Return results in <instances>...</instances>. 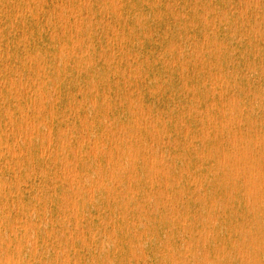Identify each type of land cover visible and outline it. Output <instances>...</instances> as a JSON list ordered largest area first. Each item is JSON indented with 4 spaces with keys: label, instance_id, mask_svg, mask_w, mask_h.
<instances>
[{
    "label": "rangeland",
    "instance_id": "obj_1",
    "mask_svg": "<svg viewBox=\"0 0 264 264\" xmlns=\"http://www.w3.org/2000/svg\"><path fill=\"white\" fill-rule=\"evenodd\" d=\"M263 5L0 0V264H264Z\"/></svg>",
    "mask_w": 264,
    "mask_h": 264
},
{
    "label": "bare ground",
    "instance_id": "obj_2",
    "mask_svg": "<svg viewBox=\"0 0 264 264\" xmlns=\"http://www.w3.org/2000/svg\"><path fill=\"white\" fill-rule=\"evenodd\" d=\"M253 2V1H252ZM249 4V3H248ZM256 4V3H255ZM241 5V4H240ZM55 6V5H54ZM264 6V5H263ZM52 7V6H51ZM60 7V6H59ZM84 7V6H83ZM82 7V8H83ZM183 7V6H182ZM245 9V8H244ZM241 10V9H240ZM246 10V9H245ZM87 11V10H86ZM90 11V10H89ZM204 11V10H203ZM91 12V11H90ZM208 12V11H207ZM60 13V12H59ZM64 14V13H63ZM62 14V15H63ZM183 14V13H182ZM191 15V14H190ZM103 16V15H102ZM176 17V16H175ZM237 20V19H236ZM82 21V20H81ZM90 22V21H89ZM255 23H257V22H255ZM258 24V23H257ZM65 25V24H64ZM212 26V25H211ZM259 27H260V25H259ZM63 30H64V28H63ZM255 32V31H254ZM258 32V31H257ZM232 35H234V34H232ZM254 35H255V33H254ZM107 36V35H106ZM255 37V36H254ZM113 39V38H112ZM262 39V38H261ZM82 41V40H81ZM120 44V43H119ZM180 49V48H179ZM197 49V48H196ZM232 49V48H231ZM170 51V50H169ZM77 52V51H76ZM75 52V53H76ZM81 52V51H80ZM113 52V51H112ZM209 52V51H208ZM129 58H131V57H129ZM133 58V57H132ZM135 60V59H134ZM155 62V61H154ZM182 63V62H181ZM263 67V66H262ZM210 72V71H209ZM262 75H263V73H262ZM219 78V77H218ZM21 79V78H20ZM248 79V78H247ZM12 80V79H11ZM141 80V79H140ZM145 81V80H144ZM25 82V81H24ZM53 82V81H52ZM13 84V83H12ZM109 87V86H108ZM193 87V86H192ZM94 88V87H93ZM42 94V93H41ZM106 95V94H105ZM124 96V95H123ZM45 99V98H44ZM85 99V98H84ZM232 99H233V97H232ZM49 101V100H48ZM114 101V100H113ZM120 101V100H119ZM237 101V100H236ZM93 102H91V104H92ZM69 104V103H68ZM120 104H121V102H120ZM222 104V103H221ZM200 106V105H199ZM211 106V105H210ZM238 108V107H237ZM222 110V109H221ZM242 110V109H241ZM247 110V109H246ZM137 111V110H136ZM142 111V110H141ZM207 111V110H206ZM107 112H108V110H107ZM242 112V111H241ZM148 113V112H147ZM4 114H6V113H4ZM140 114V113H139ZM143 116V115H142ZM212 116V115H211ZM232 117V116H231ZM11 118V117H10ZM168 118V117H167ZM149 119V118H148ZM230 119V118H229ZM241 119V118H240ZM12 120V119H11ZM159 120V119H158ZM207 120H208V118H207ZM52 121V120H51ZM255 121V120H254ZM182 122V121H181ZM220 122V121H219ZM241 122V121H240ZM43 123V122H42ZM52 123V122H51ZM90 123V122H89ZM144 123V122H143ZM149 124H150V122H149ZM85 125V124H84ZM234 126V125H233ZM27 128V127H26ZM206 128V127H205ZM215 128V127H214ZM260 128V127H259ZM207 129V128H206ZM186 130V129H185ZM12 131V130H11ZM24 131H26V130H24ZM49 131H50V129H49ZM70 131V130H69ZM157 131V130H156ZM202 131V130H201ZM246 131V130H245ZM186 132V131H185ZM221 132V131H220ZM19 133V132H18ZM29 133H30V131H29ZM83 134V133H82ZM102 134V133H101ZM229 134V133H228ZM233 134V133H232ZM48 135V134H47ZM71 135V134H70ZM160 135V134H159ZM186 135V134H185ZM256 135V134H255ZM72 136V135H71ZM95 136V135H94ZM206 136H208V134L206 135ZM236 136V135H235ZM125 137V136H124ZM28 138V137H27ZM242 138V137H241ZM52 139V138H51ZM83 139V138H82ZM30 140V139H29ZM94 140V139H93ZM129 140V139H128ZM162 140V139H161ZM229 140V139H228ZM250 140V139H249ZM48 141V140H47ZM255 141V140H254ZM162 142H163V140H162ZM259 142V141H258ZM62 143V142H61ZM81 143V142H80ZM135 143H136V141H135ZM164 143V142H163ZM221 143V142H220ZM231 144H232V142H230ZM93 144V143H92ZM97 144V143H96ZM143 144H144V142H143ZM49 145V144H48ZM61 145V144H60ZM233 145V144H232ZM115 146V145H114ZM258 146V145H257ZM44 147V146H43ZM96 147V146H95ZM260 147V146H259ZM110 148V147H109ZM126 148H127V146H126ZM92 149V148H91ZM95 148H93V150H94ZM14 150V149H13ZM92 150V151H93ZM237 150V149H236ZM45 151V150H44ZM41 152V151H40ZM169 152V151H168ZM45 153V152H44ZM90 153V152H89ZM88 153V154H89ZM93 153V152H92ZM96 153V152H95ZM104 153V152H103ZM235 153V152H234ZM14 154V153H13ZM21 154V153H20ZM26 154V153H25ZM86 154V153H85ZM107 154V153H106ZM244 154V153H243ZM246 154V153H245ZM16 155V154H15ZM82 154H80V156H81ZM177 155V154H176ZM223 156H224V154H222ZM250 155V154H249ZM76 156V155H75ZM96 156V155H95ZM105 156V155H104ZM262 156V155H261ZM233 157V156H232ZM237 157V156H236ZM258 157V156H257ZM89 158V157H88ZM153 158V157H152ZM161 158V157H160ZM246 158V157H245ZM95 159V158H94ZM112 159V158H111ZM110 159V160H111ZM227 159V158H226ZM238 159V158H237ZM56 160V159H55ZM57 161V160H56ZM68 161V160H67ZM126 161V160H125ZM129 161V160H128ZM117 163V162H116ZM133 163V162H132ZM160 163V162H159ZM221 163V162H220ZM77 164V163H76ZM161 164V163H160ZM9 165V164H8ZM170 165V164H169ZM245 165V164H244ZM264 165V164H263ZM127 166V165H126ZM119 167V166H118ZM122 167V166H121ZM167 167V166H166ZM236 167V166H235ZM257 167V166H256ZM262 167V166H261ZM125 168V167H124ZM123 168V169H124ZM161 168H163V167H161ZM228 168V167H227ZM241 168V167H240ZM151 169V168H150ZM162 170V169H161ZM180 170V169H179ZM264 170V169H263ZM160 171V170H159ZM240 171V170H239ZM166 172V171H165ZM259 172H260V170H259ZM180 173V172H179ZM67 174H68V172H67ZM77 174V173H76ZM131 174V173H130ZM262 174V173H261ZM264 174V173H263ZM17 175V174H16ZM15 175V176H16ZM3 176V175H2ZM19 176V175H18ZM135 176V175H134ZM262 176V175H261ZM29 177V176H28ZM256 177H259V176H256ZM262 177H264V176H262ZM3 178V177H2ZM260 178V177H259ZM72 179V178H71ZM247 180V179H246ZM245 180V181H246ZM264 181V180H263ZM151 182V181H150ZM178 182V181H177ZM254 182V181H253ZM235 183V182H234ZM71 184V183H70ZM252 185H254L253 183H252ZM161 186V185H160ZM264 186V185H263ZM5 187V186H4ZM98 187V186H97ZM72 188V187H71ZM92 188V187H91ZM166 188V187H165ZM249 188V187H248ZM255 188V187H254ZM5 189V188H4ZM252 189V188H251ZM85 190V189H84ZM88 191H89V189H88ZM259 192V191H258ZM10 193V192H9ZM93 193V192H92ZM135 193V192H134ZM244 194V193H243ZM71 195V194H70ZM134 195V194H133ZM264 195V194H263ZM75 196V195H74ZM127 196V195H126ZM70 197V196H69ZM78 197V196H77ZM136 197V196H135ZM263 197V196H262ZM65 198V197H64ZM203 198V197H202ZM73 199H74V197H73ZM262 199V198H261ZM264 199V198H263ZM113 200V199H112ZM67 202V201H66ZM69 203V202H68ZM66 205V204H65ZM74 205V204H73ZM250 205H251V203H250ZM68 206V205H67ZM142 206H143V204H142ZM75 207V206H74ZM43 208V207H42ZM45 208V207H44ZM72 209V208H71ZM142 210V209H141ZM47 214H48V212H46ZM69 214V213H68ZM73 214V213H72ZM31 215V214H30ZM138 216V215H137ZM210 217V216H209ZM215 217V216H214ZM46 218V217H45ZM210 219V218H209ZM214 222H215V220H214ZM67 224H68V222H67ZM25 226V225H24ZM26 227V226H25ZM75 227H77L76 225H75ZM74 227V228H75ZM39 228V227H38ZM11 229V228H10ZM28 230V229H27ZM81 230V229H80ZM138 231V230H137ZM46 232V231H45ZM30 234V233H29ZM28 234V235H29ZM48 234V233H47ZM63 235V234H62ZM31 236V235H30ZM57 236V235H56ZM33 237V236H32ZM242 237V236H241ZM244 238V237H243ZM28 241V240H27ZM31 241V240H30ZM133 242V241H132ZM161 245V244H160ZM239 250V249H238ZM205 252V251H204ZM239 253V252H238ZM189 254V253H188ZM21 257V256H20ZM25 258V257H24ZM205 258H207V257H205ZM13 260V259H12Z\"/></svg>",
    "mask_w": 264,
    "mask_h": 264
}]
</instances>
